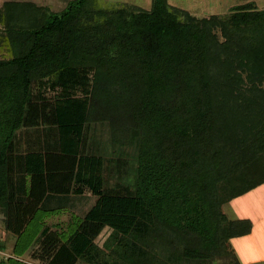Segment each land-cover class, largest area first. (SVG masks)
<instances>
[{"label":"trees","instance_id":"16d2710c","mask_svg":"<svg viewBox=\"0 0 264 264\" xmlns=\"http://www.w3.org/2000/svg\"><path fill=\"white\" fill-rule=\"evenodd\" d=\"M0 47L6 227L19 235L38 209L79 215L66 240L44 227L31 262L237 263L229 239L251 221L222 207L264 183V8L9 0Z\"/></svg>","mask_w":264,"mask_h":264},{"label":"rangeland","instance_id":"374dc122","mask_svg":"<svg viewBox=\"0 0 264 264\" xmlns=\"http://www.w3.org/2000/svg\"><path fill=\"white\" fill-rule=\"evenodd\" d=\"M9 0H0V5ZM16 1H32L38 5L45 6L50 12L61 11L68 0H16ZM170 5L180 7L188 10L193 16L196 17H206L212 14H223L227 13L231 6L235 4H240L245 1L250 0H167ZM252 1V0H251ZM98 4L103 6L107 5H118L121 3H126L129 5H135L144 9H149L151 5V0H97ZM255 6L258 9L264 8V0H253ZM6 56L5 50L0 47V57ZM99 136L103 137V141L107 134L105 131L99 132ZM135 147H127L125 152L132 153ZM111 182L115 180V176L110 177ZM36 205L34 200H30ZM259 205V208L256 207ZM251 205L255 206L253 213L264 214V186L262 193L258 195V199L251 202ZM22 206L15 204V207H21L28 213V205ZM34 210V209H33ZM33 210L30 213H33ZM223 210V207H222ZM263 210V211H262ZM224 212V210H223ZM225 213V212H224ZM78 214L75 211L68 210H50L44 211L38 209L33 218L25 226L24 230L19 234H14L10 229H7L5 223V216L0 207V249L2 253L0 254V264H36V262H31L28 252L43 230L44 227L48 226L53 228L59 233V236L66 240L68 236L75 230L78 223ZM110 229L104 227L95 242L99 247L102 248V257L107 255L114 249V246L110 247L103 245L105 240H109Z\"/></svg>","mask_w":264,"mask_h":264},{"label":"crops","instance_id":"0c3cea01","mask_svg":"<svg viewBox=\"0 0 264 264\" xmlns=\"http://www.w3.org/2000/svg\"><path fill=\"white\" fill-rule=\"evenodd\" d=\"M20 170L28 173V156L24 163L22 160L19 162ZM25 176L28 180V174ZM263 186L264 183L223 205V210L228 218H245L251 221V229L247 234L229 239V244L237 259L236 264H264V214L253 213L255 206L251 205V202L257 200L258 195L262 193ZM26 203L28 205V200ZM256 207L259 208V205L256 204ZM13 208L11 204V213L14 212ZM25 208L27 207L25 206ZM19 209L20 212H26L24 208L20 207Z\"/></svg>","mask_w":264,"mask_h":264},{"label":"built area","instance_id":"2783aa9c","mask_svg":"<svg viewBox=\"0 0 264 264\" xmlns=\"http://www.w3.org/2000/svg\"><path fill=\"white\" fill-rule=\"evenodd\" d=\"M2 253L1 249H0V254Z\"/></svg>","mask_w":264,"mask_h":264}]
</instances>
